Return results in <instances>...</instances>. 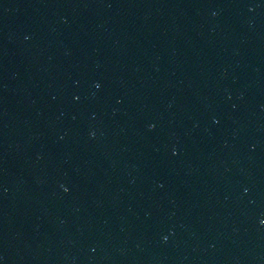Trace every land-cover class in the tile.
Returning a JSON list of instances; mask_svg holds the SVG:
<instances>
[{
  "label": "water",
  "instance_id": "95a60500",
  "mask_svg": "<svg viewBox=\"0 0 264 264\" xmlns=\"http://www.w3.org/2000/svg\"><path fill=\"white\" fill-rule=\"evenodd\" d=\"M0 264H264V0H0Z\"/></svg>",
  "mask_w": 264,
  "mask_h": 264
}]
</instances>
